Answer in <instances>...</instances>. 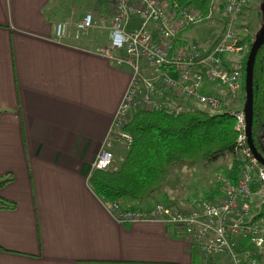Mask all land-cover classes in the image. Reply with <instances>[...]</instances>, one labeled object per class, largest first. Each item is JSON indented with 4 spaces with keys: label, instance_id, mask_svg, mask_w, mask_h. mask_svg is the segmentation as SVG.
Here are the masks:
<instances>
[{
    "label": "crops",
    "instance_id": "0c3cea01",
    "mask_svg": "<svg viewBox=\"0 0 264 264\" xmlns=\"http://www.w3.org/2000/svg\"><path fill=\"white\" fill-rule=\"evenodd\" d=\"M55 1L0 0V264H197L176 227L116 221L90 189L130 70L72 29L57 38Z\"/></svg>",
    "mask_w": 264,
    "mask_h": 264
},
{
    "label": "built area",
    "instance_id": "2783aa9c",
    "mask_svg": "<svg viewBox=\"0 0 264 264\" xmlns=\"http://www.w3.org/2000/svg\"><path fill=\"white\" fill-rule=\"evenodd\" d=\"M252 0H210L203 14L191 4L169 0H108L107 43L96 49L115 65L130 70L128 85L112 118L103 145L111 142L122 149L131 143L123 124L132 109L178 112L194 102L211 112L227 111L233 117L235 146L239 155L238 174L229 179L217 175L221 195L187 207H170L156 202L148 209H125L105 203L119 222L159 220L178 229L198 259L216 258L226 264H264V165L247 143L242 81V58L247 50L245 28L240 16ZM216 15L220 24L207 45L186 36V30ZM135 17V23H130ZM215 22V21H214ZM95 25L90 12L74 23L77 33ZM55 24V36L62 34ZM79 31V32H78ZM182 34L183 37L178 38ZM178 38V39H177ZM205 83L224 88L225 98L202 90ZM104 146L93 167L107 168L113 159ZM258 182L256 188L254 183ZM264 211V210H263ZM247 242L251 248H242Z\"/></svg>",
    "mask_w": 264,
    "mask_h": 264
},
{
    "label": "trees",
    "instance_id": "16d2710c",
    "mask_svg": "<svg viewBox=\"0 0 264 264\" xmlns=\"http://www.w3.org/2000/svg\"><path fill=\"white\" fill-rule=\"evenodd\" d=\"M104 3V0H97ZM180 5L191 4L206 14L210 0H169ZM253 16L262 23L264 29V0H258ZM215 21L220 24L216 15H211L202 22ZM249 32L244 36L246 52L242 58V81L247 51L261 32L252 33L250 23H246ZM189 27L186 31H188ZM91 39L98 40V34L91 33ZM183 37L179 35V39ZM177 38V39H178ZM251 91V140L255 150L264 158V41L255 50L250 66ZM245 102V93H243ZM243 102V103H244ZM233 117L227 111L211 112L207 109L189 105L183 110L168 113L159 109H132L123 124V130L131 137L127 149L113 157L107 168L93 167L87 177V183L95 195L104 203L117 202L125 209H148L156 202L176 207L165 192L166 175L171 166L186 162L211 163L218 158L231 155L230 165L221 169V174L234 180L238 174L239 155L235 146L236 132L233 128ZM8 179L0 177V185ZM258 182L253 184L256 188ZM220 183L217 180L203 199L213 201L219 195ZM155 195L160 198L156 199ZM150 200H153L151 203ZM194 203L192 205H195ZM11 203L0 198V207ZM264 207L262 211L264 212ZM242 248H251L259 259L262 254L242 242ZM195 257V256H194ZM197 264H213L215 258H207Z\"/></svg>",
    "mask_w": 264,
    "mask_h": 264
},
{
    "label": "rangeland",
    "instance_id": "374dc122",
    "mask_svg": "<svg viewBox=\"0 0 264 264\" xmlns=\"http://www.w3.org/2000/svg\"><path fill=\"white\" fill-rule=\"evenodd\" d=\"M55 1V0H54ZM58 3L60 8H63L62 17L56 20L55 23L60 22L62 24V34L59 38L65 36L64 29L74 30L76 32L75 40H83L86 47L92 49H98L104 47V43H99V45L94 42L91 38V33L96 34H107L108 18H109V3L108 0H104V3L97 0H58L55 1ZM52 4V3H51ZM259 4L258 0H252L250 4L245 7L241 13L240 20L242 25H244L245 33L249 32L246 23L249 22L252 33H264V29L261 31L262 23L258 22L256 17L253 16V11L255 6ZM52 6V5H51ZM58 11V9H57ZM59 12V11H58ZM85 12H90L93 19L95 20V25L92 28L84 32L77 33V30L74 26L75 21ZM100 14V15H98ZM136 18L131 17L130 23H135ZM216 27L214 21L202 22L191 27L186 35L189 33L190 38L195 42L202 41L203 45H207L213 35ZM99 36V35H98ZM209 86V85H207ZM218 89V86H214ZM207 88V87H206ZM209 89V88H208ZM241 103L244 102L243 95H240ZM194 106L197 108L206 107L198 102H194ZM113 144V143H110ZM113 157L117 154H120L123 150L117 145L112 147ZM231 155H226L225 157L218 158L211 163H184L179 166H171L167 175L166 182L163 186V192L175 202L176 207H187L192 206V204L197 203L203 199L205 191H208L212 186H214L217 181V175L221 174V169L228 167L230 165ZM156 199H159V195H155ZM197 201V202H196ZM152 203L153 200H150ZM199 259V261L204 262ZM264 262V259H263ZM216 264H226L223 261H217Z\"/></svg>",
    "mask_w": 264,
    "mask_h": 264
},
{
    "label": "water",
    "instance_id": "95a60500",
    "mask_svg": "<svg viewBox=\"0 0 264 264\" xmlns=\"http://www.w3.org/2000/svg\"><path fill=\"white\" fill-rule=\"evenodd\" d=\"M264 41V35L259 36L253 41L250 48L247 51V57L244 68V93H245V102H244V111L246 116L245 132L247 143L252 154L256 159L264 165V158L255 150L252 140H251V122H252V109H251V91H250V66L252 56L257 49V47Z\"/></svg>",
    "mask_w": 264,
    "mask_h": 264
},
{
    "label": "flooded vegetation",
    "instance_id": "af4514ba",
    "mask_svg": "<svg viewBox=\"0 0 264 264\" xmlns=\"http://www.w3.org/2000/svg\"><path fill=\"white\" fill-rule=\"evenodd\" d=\"M264 35V34H263Z\"/></svg>",
    "mask_w": 264,
    "mask_h": 264
}]
</instances>
